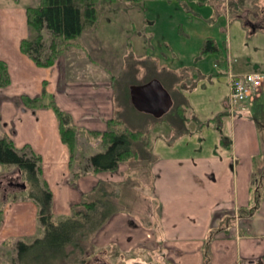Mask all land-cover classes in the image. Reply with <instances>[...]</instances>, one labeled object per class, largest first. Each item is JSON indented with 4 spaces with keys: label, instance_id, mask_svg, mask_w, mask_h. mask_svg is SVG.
Instances as JSON below:
<instances>
[{
    "label": "crops",
    "instance_id": "0c3cea01",
    "mask_svg": "<svg viewBox=\"0 0 264 264\" xmlns=\"http://www.w3.org/2000/svg\"><path fill=\"white\" fill-rule=\"evenodd\" d=\"M219 1L224 7L208 20L200 50L191 54V60L197 56L192 66L188 67L189 61L173 62L164 70L192 71L196 86L185 91L186 79L182 92L197 121L207 120L209 125L200 127L194 122L196 129L188 141L157 144L148 164L150 200L157 208L154 226L147 229L130 215L117 212L95 234L92 241L99 248L116 244L128 251L149 242L161 250L159 264H264V198L254 216H237L249 205L252 158L264 151L258 129L262 104L255 100L264 95V80L239 105L227 101L231 76L250 72L264 76V4L259 6V15L250 16L241 3L231 10V0ZM6 3L0 5V59L7 64L9 83L0 88V136L11 138L16 148L29 146L40 155L42 177L52 191L53 214L67 215L99 179L120 178L123 163L115 171L82 175L72 187L69 148L62 142L57 115L49 106H26L22 97L33 98L45 85L60 109L88 136V131L105 130L107 120L114 116L113 83L103 78L68 80L63 55L51 66L36 65L19 50L28 32L25 8L30 5L19 6L17 0ZM207 38L222 51L225 68L215 64L219 53L201 54ZM10 182H22L20 171L0 164V191L13 188ZM3 208L0 246L35 236L34 202L13 201Z\"/></svg>",
    "mask_w": 264,
    "mask_h": 264
},
{
    "label": "rangeland",
    "instance_id": "374dc122",
    "mask_svg": "<svg viewBox=\"0 0 264 264\" xmlns=\"http://www.w3.org/2000/svg\"><path fill=\"white\" fill-rule=\"evenodd\" d=\"M12 0H0V5ZM19 6L36 5L38 0H17ZM264 0H231L232 9H236L237 3L246 8V14L259 15V6ZM201 0H113L111 5L102 9L93 27H86L80 36L74 41L77 46H71L62 53L65 60V71L68 80L71 79H110L113 83V102L115 107L114 117L119 118L122 124L130 130H144L141 155L136 159L128 158L123 164L120 178L109 180L99 179L93 187L95 192L87 191L82 200H92L102 188L112 192L118 201L120 211L130 215L134 221L146 227H153L157 208L151 202V173L148 172V164L156 155L157 144H174L176 141L187 140L192 137L190 133L195 130V115L192 107L184 108V116L190 121L178 120L177 114L168 111L164 118L156 120L149 114L137 111L131 106L128 90L130 85H140L153 77L165 81L163 84L169 92L177 93V90L168 84L167 77H171L164 70L170 64H179L189 61L190 68L197 56L191 60V54L200 50L203 31L210 17L224 5L219 0H207L201 4ZM243 5L245 7H243ZM218 9V10H217ZM209 10V11H207ZM199 12V15L195 13ZM190 17H193L191 20ZM250 18H247V22ZM46 33V31H45ZM61 55V56H62ZM182 58V59H181ZM180 59V60H179ZM161 63L162 68L157 66ZM187 68V69H189ZM178 71L172 77H180L181 83L186 82L185 91L196 86L192 71ZM66 77V78H67ZM64 78V77H63ZM260 105L258 117L259 136L261 137L262 150H264V95L255 99ZM73 123V122H72ZM77 127V126H76ZM84 128H78L79 143L85 153L91 155L103 151L105 146L101 143V135H86ZM85 134V137L82 135ZM82 139H81V138ZM85 147V148H84ZM79 150V148H78ZM264 152V151H263ZM151 171V169L149 168ZM86 174H91L88 172ZM85 174V175H86ZM78 179V178H77ZM76 179V180H77ZM70 183L77 186V181ZM5 184V183H4ZM6 185V184H5ZM4 186V185H3ZM1 188V186H0ZM13 189H19L13 187ZM262 203V202H261ZM261 205V204H260ZM260 207V206H259ZM38 223V222H37ZM39 228L35 236H41ZM16 240H26L18 238ZM92 241V240H91ZM15 240H9L0 246V264H11V258L15 256ZM85 245L83 254H79V260L73 258L61 261H49L44 264H147L150 260H159L163 257L158 250V245L150 246L149 242H143L135 249L125 251L114 244L107 247H98L94 241ZM124 251V252H123ZM157 255V256H156ZM76 258V257H75ZM74 258V259H75Z\"/></svg>",
    "mask_w": 264,
    "mask_h": 264
},
{
    "label": "trees",
    "instance_id": "16d2710c",
    "mask_svg": "<svg viewBox=\"0 0 264 264\" xmlns=\"http://www.w3.org/2000/svg\"><path fill=\"white\" fill-rule=\"evenodd\" d=\"M38 1L36 5L25 8L28 32L20 40L19 50L32 59L31 61L36 65L48 67L68 47L78 45L74 39L78 35L80 36L86 27H93L102 9L110 6L113 0ZM209 52L219 53V57L215 59V64L219 68H225L222 51L213 40L207 38L201 47V54ZM172 72H166L171 77H167L165 80H168V84L174 90H177V93L174 95L170 92L174 105L169 111L176 113L178 120L190 121L189 118L184 116V106L187 107L188 103L182 92L183 83H181L179 77H172L174 75V72ZM216 74H219V72ZM160 81L162 84L165 82ZM8 83V67L5 61L0 59V88L8 85ZM163 86L167 89L164 84ZM52 96V94L46 92L44 85L40 94L33 98L22 97V100L30 108L49 106L57 115L62 142L69 148L68 169H70L69 181L71 184L74 183L73 180L88 172L115 171L126 159L130 157L136 159L139 155L142 156L141 147L146 144L143 142L145 131L130 130L122 124L119 118L117 119L114 116L107 120L105 130L87 132L88 135L100 134L101 143L105 146L103 151L87 155L85 153L86 148L84 147V150L83 147L77 144L80 140L78 127L70 120V114L60 109ZM220 114L222 115V113ZM164 116L153 118L158 121L163 119ZM197 120H195V123L200 127L209 125L207 120L203 122ZM14 146L11 138L0 136V164L16 167L22 175L25 188L9 189L7 187L6 192L0 191V227L3 222V207L7 203L30 200L37 207L36 219L42 235L33 236L26 240H16L13 248L15 256L11 258V264H44L49 261L59 262L67 258H73L74 262L78 261L79 254H83L85 251V245H91V240L110 216L120 211L117 206L118 201L115 200L116 197L112 192L102 188L94 199L82 200L72 204L69 214L54 216L51 206L52 191L49 184L42 177L40 155L35 153L29 146H23L22 148ZM252 161L253 169L249 184L250 201L248 206L238 211V217L254 216L264 198V152L254 155ZM97 190L96 186L93 187L91 192L96 193ZM4 243H7V241ZM4 243L1 245H5ZM147 264H159V262L150 260Z\"/></svg>",
    "mask_w": 264,
    "mask_h": 264
},
{
    "label": "water",
    "instance_id": "95a60500",
    "mask_svg": "<svg viewBox=\"0 0 264 264\" xmlns=\"http://www.w3.org/2000/svg\"><path fill=\"white\" fill-rule=\"evenodd\" d=\"M128 94L131 106L137 111L147 113L154 118H162L173 106L170 92L155 77L140 85H130ZM8 184L16 188H25L23 182H10ZM99 264L108 263L102 262Z\"/></svg>",
    "mask_w": 264,
    "mask_h": 264
},
{
    "label": "built area",
    "instance_id": "2783aa9c",
    "mask_svg": "<svg viewBox=\"0 0 264 264\" xmlns=\"http://www.w3.org/2000/svg\"><path fill=\"white\" fill-rule=\"evenodd\" d=\"M264 80V76L258 73H246L238 76H231L229 81V93L227 101L231 106L244 102L254 89H259Z\"/></svg>",
    "mask_w": 264,
    "mask_h": 264
},
{
    "label": "flooded vegetation",
    "instance_id": "af4514ba",
    "mask_svg": "<svg viewBox=\"0 0 264 264\" xmlns=\"http://www.w3.org/2000/svg\"><path fill=\"white\" fill-rule=\"evenodd\" d=\"M14 183H16V182H14ZM5 187H7V186H5ZM5 187H4V188H5ZM98 264H99V263H98Z\"/></svg>",
    "mask_w": 264,
    "mask_h": 264
}]
</instances>
